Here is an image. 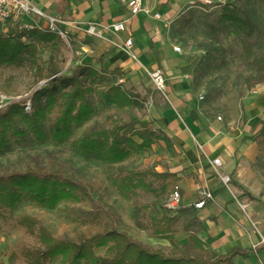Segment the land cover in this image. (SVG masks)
I'll list each match as a JSON object with an SVG mask.
<instances>
[{
	"label": "rangeland",
	"instance_id": "rangeland-1",
	"mask_svg": "<svg viewBox=\"0 0 264 264\" xmlns=\"http://www.w3.org/2000/svg\"><path fill=\"white\" fill-rule=\"evenodd\" d=\"M147 1L152 6L159 5L164 14V17L155 20L157 26L163 27L172 46L181 47L179 53L186 64L183 71L189 74L193 89L203 95L201 100L207 112L222 119L221 122L243 121L246 118V100L257 95L256 90H264V80L258 82L253 61L254 56H264V0ZM171 5L175 8L169 9ZM232 6L241 7L253 20L251 32L247 28L237 29L227 18L228 7ZM35 31L33 35L32 31L24 30L20 21L0 24L1 36L11 37L18 32L23 34V41L34 45L31 53L19 52L15 62L0 63V109L5 108L12 99L28 97L34 88L43 86L47 81L44 76L54 65L61 67L60 73L70 74L77 65L87 64L76 53L70 34L67 39L56 33L46 35L49 32ZM23 56L26 59L21 61ZM114 81L121 83L120 78H112L109 83ZM121 84L127 88L126 82ZM95 104V113L86 124L105 121L109 114L118 113L112 105H102L97 100ZM26 110L31 111L30 101ZM144 113L145 109L132 107L121 114L126 119H138ZM83 128H75L71 139L64 143L50 139L40 142L31 134L23 137L10 132L8 150L0 154V171L26 170L29 167L46 171L64 170L75 180L86 183L92 195V199L86 196L81 202L62 201L52 210L23 199L14 212L15 216L19 213L34 214L57 235L74 240L88 232L116 228L145 244L168 250L169 241L154 237L151 230L145 227L149 225L151 217L162 213H178L175 222L178 231L186 224L188 220L184 210L180 209L181 205L177 209L168 206L172 190L161 195L140 192L134 199L126 200L113 183L114 176L130 168L156 163L166 166L165 158L157 159L149 148L140 157L123 165H109L87 158L74 145ZM254 167L264 178V144L259 147ZM229 182H232V177ZM15 216L7 210L5 217L0 218L3 226L0 257L6 262L11 248L37 244V237L27 233L17 223ZM193 227H198L196 222ZM104 252V249L98 250L100 254ZM16 263L25 264V260L21 257Z\"/></svg>",
	"mask_w": 264,
	"mask_h": 264
},
{
	"label": "trees",
	"instance_id": "trees-1",
	"mask_svg": "<svg viewBox=\"0 0 264 264\" xmlns=\"http://www.w3.org/2000/svg\"><path fill=\"white\" fill-rule=\"evenodd\" d=\"M226 13L237 29L252 31L253 20L241 7H228ZM31 33L35 35L36 31ZM22 37L23 34L18 32L11 37L0 35V63H13L19 52H32L34 45L23 41ZM24 59L23 56L21 61ZM253 61L258 82H262L264 56H254ZM61 71L60 66L54 65L44 76L47 81L43 86L34 88L28 97L12 99L0 109V154L8 150L11 131L16 136L31 134L40 142L50 139L64 143L71 139L75 128L84 127L74 140L78 152L109 165H123L140 157L160 139L170 143L166 135L151 128L148 122L122 116L125 109H145V103L139 94L123 84L109 83L112 78L122 77L118 69L107 71L87 63L77 65L70 74ZM96 100L102 105L114 106L118 113L109 114L105 121L86 124L95 113ZM29 101L31 111L26 110ZM253 138L259 147L264 144V124ZM156 166L152 164L126 171L120 168L124 173L114 176L113 183L126 200L134 199L140 192L161 195L173 190L177 179L175 174L158 171ZM86 196L92 199L89 186L70 177L64 170L29 167L0 171V218L5 217L7 210L14 217L23 199L52 210L62 201L81 202ZM15 218L27 233L37 237V244L11 248L8 262L0 257V264H17L21 257L25 264H236L234 256L249 255V250L241 247L220 254L207 248L197 233H192L186 244H179L175 237L178 213L157 214L145 227L154 237L167 239L170 243L168 250L145 244L116 228L88 232L74 240L57 235L34 214L19 213ZM2 233L0 221V236ZM99 249H104V254L98 253Z\"/></svg>",
	"mask_w": 264,
	"mask_h": 264
},
{
	"label": "crops",
	"instance_id": "crops-1",
	"mask_svg": "<svg viewBox=\"0 0 264 264\" xmlns=\"http://www.w3.org/2000/svg\"><path fill=\"white\" fill-rule=\"evenodd\" d=\"M32 1L46 13L81 26L102 27L125 21V31L107 29L103 38L88 35L81 27L68 33L81 61L122 73L127 88L145 103V113L139 119L170 139V143L160 139L149 149L168 163H156V169L174 173L176 186L181 189L180 209L188 227L183 224L177 230V242L186 244L189 236L197 233L207 248L220 254L235 247L248 249V256H234L236 264H264V178L254 167L259 143L253 138L264 124V90H256L258 94L246 100L243 121L221 122L207 112L202 94L193 89L189 74L183 71L186 64L182 56L174 50L163 27L157 26L155 20L159 18L154 13L164 17L159 5L144 0L145 9L133 15L120 0ZM129 36L137 60L124 46ZM156 68L165 72L167 97L150 78L149 72ZM216 157L221 159L220 166L213 163ZM220 174L231 175L232 182L225 185ZM197 184L212 190L216 200L196 207ZM243 203L248 205L246 209L241 207Z\"/></svg>",
	"mask_w": 264,
	"mask_h": 264
},
{
	"label": "built area",
	"instance_id": "built-area-1",
	"mask_svg": "<svg viewBox=\"0 0 264 264\" xmlns=\"http://www.w3.org/2000/svg\"><path fill=\"white\" fill-rule=\"evenodd\" d=\"M133 15L140 14L145 8L144 0H120ZM150 12L149 10H146ZM154 17L161 18L160 12H155ZM9 21H20L22 27L26 31H46L59 34L62 37H68V31L71 28H80L88 35L98 38L104 37V32L107 29L115 32L125 31L126 23L124 20L114 22L108 26H98L96 24H89L88 26H81L78 22L69 20L58 15L48 14L37 6L32 0H0V24L7 23ZM68 39V38H67ZM124 46L131 50V56L137 60L136 54L132 51L133 38L131 36L125 39ZM174 50L181 52L180 46L175 45ZM150 78L155 86L167 97V84L165 72L161 68H156L149 72ZM120 82H124V78H120ZM203 98V95L200 96ZM213 163L220 166L221 159L216 157L213 159ZM221 180L225 185H228L231 181V177L228 174H220ZM197 192L199 200L195 203V206L202 208L205 203L215 201V194L209 188L203 187L201 184H197ZM181 204V192L176 186L170 193L168 200V206L171 209L179 208ZM247 204H241L243 209L247 208Z\"/></svg>",
	"mask_w": 264,
	"mask_h": 264
}]
</instances>
